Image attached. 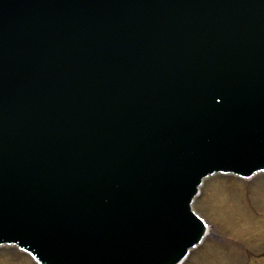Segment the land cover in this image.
<instances>
[{
  "label": "water",
  "instance_id": "water-1",
  "mask_svg": "<svg viewBox=\"0 0 264 264\" xmlns=\"http://www.w3.org/2000/svg\"><path fill=\"white\" fill-rule=\"evenodd\" d=\"M261 167L264 0H0V240L176 264L201 178Z\"/></svg>",
  "mask_w": 264,
  "mask_h": 264
},
{
  "label": "rangeland",
  "instance_id": "rangeland-1",
  "mask_svg": "<svg viewBox=\"0 0 264 264\" xmlns=\"http://www.w3.org/2000/svg\"><path fill=\"white\" fill-rule=\"evenodd\" d=\"M194 207L209 221L211 232L185 264L264 263V222H257L264 220L263 173L250 180L227 174L210 176ZM243 240H250L249 256L239 252L238 242ZM0 264L36 263L15 246H0Z\"/></svg>",
  "mask_w": 264,
  "mask_h": 264
}]
</instances>
